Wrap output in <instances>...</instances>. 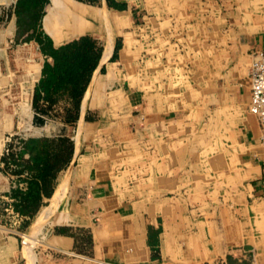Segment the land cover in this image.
<instances>
[{
  "label": "rangeland",
  "instance_id": "1",
  "mask_svg": "<svg viewBox=\"0 0 264 264\" xmlns=\"http://www.w3.org/2000/svg\"><path fill=\"white\" fill-rule=\"evenodd\" d=\"M134 2L124 14L126 23L111 28L121 53L104 71L105 77L119 74L128 104L103 88L90 106L89 124L82 131L76 124L64 134L79 141L81 156L111 163L120 188L132 186L161 205V218L172 225L173 251L180 259L214 256L187 264H264V204L252 195L238 161V128L249 107L235 101L236 80L231 76L239 32L264 25V0ZM97 27L105 45L108 29ZM0 108L19 104L2 101ZM67 109L60 108L64 113ZM30 134L22 129L15 136ZM71 190L67 187L65 200H71ZM5 209L0 203V216L5 215L0 226L14 227L27 264L25 235L38 240L32 248L35 264H41L44 254L62 256L47 245L50 224L34 232L42 209L30 220L16 222L6 217ZM78 233L77 255L90 257L89 230ZM228 233L251 242L226 247ZM236 250L241 262L239 256L227 259Z\"/></svg>",
  "mask_w": 264,
  "mask_h": 264
},
{
  "label": "crops",
  "instance_id": "2",
  "mask_svg": "<svg viewBox=\"0 0 264 264\" xmlns=\"http://www.w3.org/2000/svg\"><path fill=\"white\" fill-rule=\"evenodd\" d=\"M7 2L0 0V104L15 100L19 108H0V159L5 155L8 140L21 135L22 129L31 130L33 136H18L20 139L69 137L75 144L72 163L58 175L51 199H44L48 206L40 207L42 210L34 225L37 234L46 224L51 225L47 245L62 256L44 254L41 264H187L213 259L212 255H189L180 259L173 251L171 223L161 218V205L138 194L132 186L120 188L113 178L111 163L93 162L90 157L81 156L79 141L76 143L73 137L64 134L76 124L81 131L89 124L86 119L91 113L90 106L103 88L119 94L128 104L119 74L111 72L105 77L104 71L117 62L121 53L120 47L117 50L119 42L114 43L111 28L126 23L124 14L136 2L97 0L95 4H85L61 0L63 12L51 16L47 24V17L54 8L53 0H14L10 5ZM88 11L100 12L99 18L88 17ZM65 20L73 27L66 28L62 24ZM98 25L108 29L103 36L105 45L97 37L100 34ZM239 34V46L233 51L232 59L231 76L236 80L234 98L239 106H249L250 58L256 52H264V25L250 26ZM82 37L92 38L102 49L99 61L92 63L90 68L79 61L69 63L70 58H65L70 51L63 49L64 46ZM110 39L113 44L107 52ZM132 87L137 88L133 84ZM76 102L80 108L79 118L76 123L68 124L65 115ZM60 108L69 109L64 113ZM261 139L260 124L248 112L238 128V161L244 176L250 179L252 195L261 198L264 204ZM28 158L26 155L25 159ZM3 167L0 162V169ZM67 187L72 188L71 200H65ZM28 188L21 177L0 171V199L3 201L0 203L6 207L8 219L15 222L18 218L31 219L14 211L16 201L10 196L12 190L27 193ZM4 218L5 215L0 216V224ZM80 229L89 230L91 235L90 257L77 255ZM224 239L225 246L230 248L251 242V239L232 233ZM37 242L31 236L24 237L31 264H35L32 248ZM235 252L233 256L229 252L227 259L239 256L241 262V251ZM63 255L77 259H67ZM0 264H27L22 242L13 226L10 229L0 226Z\"/></svg>",
  "mask_w": 264,
  "mask_h": 264
},
{
  "label": "trees",
  "instance_id": "3",
  "mask_svg": "<svg viewBox=\"0 0 264 264\" xmlns=\"http://www.w3.org/2000/svg\"><path fill=\"white\" fill-rule=\"evenodd\" d=\"M77 1L95 4L97 0ZM36 41L40 42L38 39ZM63 49L70 51L65 56V58H70L67 60L69 63L71 60L79 61L82 66L88 68L92 66V63L99 61L102 51L98 43L90 37L74 40ZM117 50H119V44ZM73 52H77V55ZM79 110V103L76 102L74 108L66 113L65 122L76 123L79 118ZM17 144L20 145V148ZM7 148L10 153L0 159L4 165L0 171L21 177L29 186L27 193L12 190L10 196L16 201L13 203V209L22 216L33 218L41 206L48 205V201L44 199H51L58 175L72 163L75 144L69 137L30 138L27 140L13 137ZM26 155L29 156L28 159H25Z\"/></svg>",
  "mask_w": 264,
  "mask_h": 264
},
{
  "label": "built area",
  "instance_id": "4",
  "mask_svg": "<svg viewBox=\"0 0 264 264\" xmlns=\"http://www.w3.org/2000/svg\"><path fill=\"white\" fill-rule=\"evenodd\" d=\"M250 103L249 112L254 115L261 127L262 145L264 146V52L253 54L250 66ZM12 139L8 140V144ZM10 150L6 148L5 154L8 155Z\"/></svg>",
  "mask_w": 264,
  "mask_h": 264
},
{
  "label": "bare ground",
  "instance_id": "5",
  "mask_svg": "<svg viewBox=\"0 0 264 264\" xmlns=\"http://www.w3.org/2000/svg\"><path fill=\"white\" fill-rule=\"evenodd\" d=\"M53 3H54V8H53V11L50 13V15H49V17H47V20H46V24L48 23V21H49V18L51 17V16H53V15H60V13H62L63 12V4H62V2H61V0H53ZM90 9V8H89ZM91 10H93V9H91ZM104 12V11H103ZM99 14H100V12H92V11H88L87 12V16L88 17H90V18H99L98 16H99ZM107 16V15H106ZM103 18V17H102ZM60 19V18H59ZM62 20V19H61ZM94 21V20H93ZM66 28H71V27H73L72 26V23H70L69 21H67V20H65L63 23H62ZM85 30V29H84ZM75 34V33H74ZM111 44H113L112 43V40L110 39V42H109V44H108V47H107V52H109V49H110V47H111ZM87 98V97H86ZM86 100V99H85ZM85 105V104H84ZM58 127H60V126H58ZM62 130V129H61Z\"/></svg>",
  "mask_w": 264,
  "mask_h": 264
}]
</instances>
